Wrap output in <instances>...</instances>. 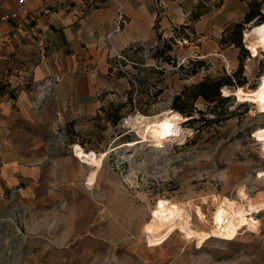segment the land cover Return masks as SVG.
<instances>
[{"label":"rangeland","instance_id":"obj_1","mask_svg":"<svg viewBox=\"0 0 264 264\" xmlns=\"http://www.w3.org/2000/svg\"><path fill=\"white\" fill-rule=\"evenodd\" d=\"M181 9L183 22H170L167 37L136 61L142 66L126 71L124 91L105 94L94 117L60 121L48 101L50 112L35 109L29 124L10 128L12 141L0 148V264H264V211L248 215L232 240L198 246L176 230L151 247L144 235L160 205L183 207L191 227L207 233L216 199L264 201V152L255 140L264 127V53L253 58L243 42L261 28L243 27L242 51L234 42L244 2L185 0ZM234 73L242 87L220 89L229 101L197 99L195 121L172 119L175 96L185 92L189 108L191 86ZM147 119L178 124L182 139L155 147L137 133ZM13 153L24 159L21 178L1 171L14 166L1 159Z\"/></svg>","mask_w":264,"mask_h":264},{"label":"crops","instance_id":"obj_2","mask_svg":"<svg viewBox=\"0 0 264 264\" xmlns=\"http://www.w3.org/2000/svg\"><path fill=\"white\" fill-rule=\"evenodd\" d=\"M165 1V12L158 15L155 0H31L0 24V84L5 86L0 148L12 141L7 138L10 128L29 124L35 109L45 114L53 107L58 120L77 123L94 117L105 94L123 92L126 71L142 66L136 61L167 37L170 22L180 24L185 18V0ZM14 7L10 0L0 14ZM12 155H2L4 165L14 164L2 174L14 172V178H21L23 156Z\"/></svg>","mask_w":264,"mask_h":264},{"label":"bare ground","instance_id":"obj_3","mask_svg":"<svg viewBox=\"0 0 264 264\" xmlns=\"http://www.w3.org/2000/svg\"><path fill=\"white\" fill-rule=\"evenodd\" d=\"M244 46L253 58H257L260 53H264V38L260 35L248 36L244 40ZM229 91L224 90V96L229 95ZM259 112H262L259 110ZM137 133L145 141L150 139L155 147H161L164 143L163 140L167 138L182 139L179 127L174 123L160 119H147L137 125ZM255 140L261 145L264 152V127L255 131ZM101 161L96 159L95 168L89 179H87L88 186L93 185L97 171L100 169ZM264 201L256 200L255 198L248 197L243 202H235L227 197L216 199L213 202V213L211 215V224L207 233L196 230L190 225L189 214L185 209L179 205L167 206L160 205L151 211V222L144 227V235L147 236L148 244L151 247L161 246L176 230L187 240H195L198 246L204 244L210 237L232 240L239 232V229L245 227L246 217L254 213L263 212ZM197 214L200 221H204L205 217L197 209ZM9 218L10 223L15 225L14 214L11 213ZM18 236L17 230H14Z\"/></svg>","mask_w":264,"mask_h":264},{"label":"trees","instance_id":"obj_4","mask_svg":"<svg viewBox=\"0 0 264 264\" xmlns=\"http://www.w3.org/2000/svg\"><path fill=\"white\" fill-rule=\"evenodd\" d=\"M224 1H232V0H217V5L220 6ZM240 2H244L246 6L248 7V10L246 14L244 15L243 22L235 25V35L237 40L234 42L237 44V46L243 51L242 45H241V32L243 30V27L245 25L250 24L253 22V26H258L261 28V30L264 32V0H238ZM259 29H253L251 32H253L254 35H260L262 38H264V33ZM264 74V71L263 73ZM237 73H234V75L231 76H225L223 78L218 79H212L210 76H206L203 81L191 86L192 87V94L188 98V101L190 103L189 108L184 103L185 100V92H183L180 95H177L172 100V109L175 111V115L172 119H174L176 122L181 124V122H184L188 119V121H195L194 118V102L197 99H201L204 102H207L209 104H218L219 102H225L229 101V97H223L221 96L220 89L222 87H229L231 89H234L235 86L242 85L239 83V80L237 81L236 78H238ZM261 88L264 89V81L261 85ZM246 97H249L250 95H245ZM249 99V98H248ZM243 97V100H248ZM264 99V97H263ZM185 116L182 117L180 116ZM213 115H216L215 111H213ZM178 125V124H177ZM179 126V125H178Z\"/></svg>","mask_w":264,"mask_h":264},{"label":"built area","instance_id":"obj_5","mask_svg":"<svg viewBox=\"0 0 264 264\" xmlns=\"http://www.w3.org/2000/svg\"><path fill=\"white\" fill-rule=\"evenodd\" d=\"M31 0H15V7L10 13L6 14H0V24L8 22L10 19L13 18L16 13L22 12L24 10V7L28 4V2ZM156 4V10L158 15H162L165 12V7H166V1L165 0H155ZM1 10V6H0ZM122 21V14L118 15L116 24H120ZM115 58L117 60L124 61V58H122L121 55H116ZM117 69H121L120 64H117Z\"/></svg>","mask_w":264,"mask_h":264},{"label":"water","instance_id":"obj_6","mask_svg":"<svg viewBox=\"0 0 264 264\" xmlns=\"http://www.w3.org/2000/svg\"><path fill=\"white\" fill-rule=\"evenodd\" d=\"M252 24H253V23H252ZM12 214H13V213H12ZM13 229H14V230H17V233H18V234L20 233V232L18 231L17 227H16V223H15Z\"/></svg>","mask_w":264,"mask_h":264}]
</instances>
